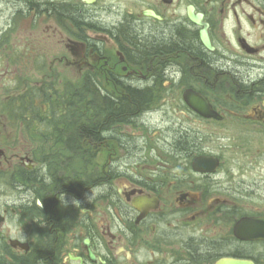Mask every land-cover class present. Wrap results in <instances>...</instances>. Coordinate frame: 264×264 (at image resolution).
<instances>
[{
	"label": "flooded vegetation",
	"instance_id": "obj_1",
	"mask_svg": "<svg viewBox=\"0 0 264 264\" xmlns=\"http://www.w3.org/2000/svg\"><path fill=\"white\" fill-rule=\"evenodd\" d=\"M190 9L200 22L191 17ZM149 10L159 18L145 14ZM21 19L29 22V30L32 20L37 22L34 28L38 23L55 25L53 42H68L66 47L75 56L58 61L62 58L79 70L70 76L66 75L70 72L57 71L66 77L142 82L141 88L153 91L159 100L165 92L171 95V108L166 104L163 109L180 110L181 124L202 121V131H207L209 123L218 127L225 121H238L264 132V0H0V79L10 77L15 69L16 48L10 39ZM203 29L213 50L202 41ZM143 42L150 45L144 47ZM31 59L26 49L21 60ZM41 60L36 71L46 68ZM164 78L172 87L159 85ZM187 88L207 96L223 120L205 119L192 111L183 99ZM4 92L9 100L1 102L0 126H16L14 98L9 90ZM177 99L180 103H173ZM55 106L60 105L38 107ZM35 120L39 116L30 113L28 120L20 121L30 129ZM71 122L67 121L70 128ZM188 125L165 137L169 150L163 152L166 158L158 157L165 166L174 158L173 164L180 169L177 174L173 167L154 172L172 177L167 186L138 174L139 163L116 164L143 152L128 150V157L123 154L116 159L118 152L109 146L114 157L109 158L107 178L68 183L56 169L64 163L63 155L38 156L32 144L18 149V140L11 142L0 132V264H103L101 259L105 264H216L226 257L264 264V239L242 238L235 231L245 217H264V204H259L264 202V179L240 183L243 170L227 165L224 159L228 146L217 140L220 143L213 149L208 135L201 136ZM73 127L78 126L73 123ZM53 130L57 141L58 123ZM74 130L76 134L66 136L68 148L79 149L82 141L96 147L95 130L88 135L81 134L80 127ZM107 131L101 137L120 141L126 153L128 140L116 130ZM206 155L217 157L219 165L194 166L197 157ZM231 177L238 183H226ZM91 190L94 195L88 199ZM152 196L158 198L157 204L150 201ZM73 198L80 202L77 207ZM78 209L81 213L75 215ZM202 217L210 227L202 226ZM74 222L76 231L69 239ZM176 244L179 250L170 248ZM90 249L96 260L89 256ZM156 249H167L170 255L160 257Z\"/></svg>",
	"mask_w": 264,
	"mask_h": 264
},
{
	"label": "rangeland",
	"instance_id": "obj_2",
	"mask_svg": "<svg viewBox=\"0 0 264 264\" xmlns=\"http://www.w3.org/2000/svg\"><path fill=\"white\" fill-rule=\"evenodd\" d=\"M36 23L37 22L32 20V26H30L29 30V22L21 19L18 24H16L15 30L11 34V46L12 48H16L15 58L13 59V61L15 62V69L8 75L10 77L0 79V108L2 106V101L9 100V96L5 95L6 93L4 92V89L9 90L12 93L13 97L18 96L25 90L29 89L31 86L37 85V83L43 82L45 80H69L75 86H78L80 83V78H69L64 74L59 73L67 71L70 72L69 75L65 72L64 73L67 76H70L71 73H78L79 71L78 67H76L75 65H66V62L63 61L62 58L60 59V62L58 61V59L62 56H66V58H69L70 60L75 59L72 51L68 47H66L68 42H53L57 38L56 32L53 28L55 27V25L50 24L47 26H43L38 23L34 28V25H36ZM47 28H49L50 30L44 31ZM13 36L15 37V39L13 38ZM30 40H32V42H29ZM26 49L30 50L32 59L27 63H23L21 57L23 56ZM40 58L42 59V63L46 64V68L43 71H36L37 63ZM98 80H103L105 84L104 87L112 90V85H107V79L106 81L105 78H99ZM169 97H171V95H169L168 97L164 96L160 100V103L157 106V115H154L153 117V119L157 120V122L154 121L155 126H153L152 130H148L144 126L142 121H139L136 125H129L124 127V129L126 130V134H131L133 138L139 141L140 145L144 146V140L146 143V139L144 138H147L148 140L146 144V155L142 156L143 161H146V163L139 165L138 169L135 171L138 174H143L145 176L150 175L149 177L153 179L165 182L166 186L170 184L172 177L168 173H165V175L168 174L167 177H165V175L160 176L158 173L154 174V172H158V170L165 171L168 167H173V174H177V172L180 170L173 164L174 158L168 156V158L170 157L169 166H165L160 162L161 160L158 159L160 155H163V159L164 157L166 158V154L163 153L162 150H160L162 149V143L157 135L161 134L162 130L167 131L169 129L168 127H166L169 126V122L166 119V116H168L167 112L169 113V111H164L163 109V106L166 104H169L171 108L172 103ZM227 97L229 98L230 95ZM87 99H89V96ZM171 113L175 116V118L181 117L182 119L183 115H180V112L171 111ZM153 114L154 112L149 113L150 116ZM91 121H94V118H92ZM91 121H88L89 125L93 124ZM191 124L192 127L198 126L201 129L200 125L202 124H200V122H191ZM184 125H188V123H185ZM72 129L74 130L75 128L73 127ZM206 129L207 133L205 132L204 135H208L210 147L217 146L220 142H222L225 146H228L226 148L227 152L224 153V159L226 158L227 165H239L240 169L243 170V176L245 177H242L240 173V183L244 180L254 182L258 179H264V132L262 130L258 131L249 123L238 121H225L218 127L207 126ZM2 131L7 139H9L11 142H15L17 140L19 141L16 144L18 149L24 150L26 147L32 144L35 147L34 152H36L38 155L39 153L49 154L53 156L63 155L64 163L62 162L60 164L61 167L58 171H60V173H64L65 182H77V180L81 182L83 181V179L88 180L90 177L95 176L100 180H104L108 177V163L110 162L109 158L110 156L113 158L114 155L110 152H107V150L102 149L101 152L100 147L96 146L94 148H90L85 144L80 145L79 149L77 147L74 150H71L63 146L62 140L55 141L54 137L50 134L40 137L34 136L30 132V129H28L27 125L21 122L18 124V126H5L1 124L0 132ZM31 131L33 132L34 130ZM254 134L258 135V137L254 136ZM212 139H215V142H211ZM217 140H219L220 142ZM117 152V155L119 157H117L116 159H120L123 157V154H126L125 150H122L121 148L118 149ZM132 162L133 164H130L128 166H136L138 164L134 163L135 161ZM234 162H236L237 164H234ZM161 166H163L164 168ZM150 171L152 172L150 173ZM235 178H237V176H235ZM235 178L233 179L231 177L230 181H226V183H238L237 181H234ZM262 183H264V181ZM259 204L262 206L264 202H261ZM65 215H67L66 208ZM99 217L101 220H103L104 213ZM180 218L183 219L184 217ZM214 220H218V217L216 216ZM167 223L171 224L170 221H167ZM200 223L204 227H210V225H207L209 223L208 219H204L202 217ZM99 224L100 222H98V225ZM169 226L173 227V225ZM76 227L77 223L75 225V222L73 226H70L67 233L69 239L73 238ZM223 230L225 229L223 228L222 231ZM222 231H219L218 233H221ZM149 237L152 242H156L155 238H153V235L149 234ZM154 248L155 247L152 246L150 247V250L153 251ZM170 248L179 250L177 244L171 246ZM156 252L160 253V257L170 255L167 249H156Z\"/></svg>",
	"mask_w": 264,
	"mask_h": 264
},
{
	"label": "trees",
	"instance_id": "obj_3",
	"mask_svg": "<svg viewBox=\"0 0 264 264\" xmlns=\"http://www.w3.org/2000/svg\"><path fill=\"white\" fill-rule=\"evenodd\" d=\"M161 43V42H159ZM145 45H150V42H143ZM142 48V45L139 46ZM112 90H104L103 80H90L83 79L80 83V102L87 103L89 109H86V113L92 112L96 117V122H93L91 127H85L82 130L89 134L92 129L95 130V134L98 136L99 142H104V135L107 130H110V125L132 123L133 119H138L142 114H146L147 109L152 108L155 104L154 99L157 97L153 91L148 88H141L144 84L130 82L124 79L113 80ZM65 90L60 91L58 85L52 86V91L42 90L43 97L48 103L61 104L59 107L47 108L45 112L51 114L52 112H62L64 107L65 111L68 110V99L72 95L69 88L70 84L66 82ZM42 88L34 89V96L42 95L39 91ZM47 91V92H46ZM57 93L59 97L57 98ZM61 93V95H60ZM89 96L90 102L87 99ZM32 100V101H33ZM36 109V108H33ZM37 110V109H36ZM45 117H47L45 115ZM49 117H51L49 115ZM53 117V115H52ZM65 116H63L64 118ZM86 118L88 116L86 115ZM94 133V132H93ZM28 264H40V263H28Z\"/></svg>",
	"mask_w": 264,
	"mask_h": 264
},
{
	"label": "water",
	"instance_id": "obj_4",
	"mask_svg": "<svg viewBox=\"0 0 264 264\" xmlns=\"http://www.w3.org/2000/svg\"><path fill=\"white\" fill-rule=\"evenodd\" d=\"M146 14L157 16L154 12L149 11L146 12ZM191 17L196 21L200 22L199 16H194L190 11ZM202 40L205 45H207L209 48H212L210 39L208 37V34L206 30L202 31ZM186 101L199 113L202 115L210 116L213 114L210 105L207 103L205 98L200 95L195 94H185ZM254 224L252 227H248L247 225L239 227L237 225L236 233L240 237L244 238H263L264 237V225L261 223L253 222ZM257 230V233L255 234V231ZM93 257V255H91ZM216 264H255L254 261L249 259H240V258H223L219 260Z\"/></svg>",
	"mask_w": 264,
	"mask_h": 264
},
{
	"label": "clouds",
	"instance_id": "obj_5",
	"mask_svg": "<svg viewBox=\"0 0 264 264\" xmlns=\"http://www.w3.org/2000/svg\"><path fill=\"white\" fill-rule=\"evenodd\" d=\"M94 195V192L91 190V194L90 195H88L87 196V198L89 199L91 196H93ZM64 206H67V204H68V201L65 199V195H64ZM72 204H74L76 207H77V203H79L80 204V202L78 201V200H76L75 198H73L72 199Z\"/></svg>",
	"mask_w": 264,
	"mask_h": 264
}]
</instances>
